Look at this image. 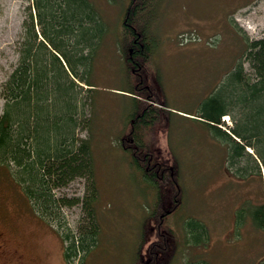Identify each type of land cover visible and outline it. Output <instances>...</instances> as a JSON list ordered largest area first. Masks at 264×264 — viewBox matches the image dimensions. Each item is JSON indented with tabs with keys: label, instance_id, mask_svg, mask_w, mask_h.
Instances as JSON below:
<instances>
[{
	"label": "rangeland",
	"instance_id": "rangeland-1",
	"mask_svg": "<svg viewBox=\"0 0 264 264\" xmlns=\"http://www.w3.org/2000/svg\"><path fill=\"white\" fill-rule=\"evenodd\" d=\"M91 1L105 27L86 72L92 85L82 91L84 122L76 134L89 138L92 177L77 176L56 190L67 201L59 223L39 211L0 163V264H142L156 242L165 264H264V230L253 213L264 201L258 167L235 164L233 141L198 116L241 61L251 70L246 38L264 36V0H143L139 13L150 19L153 46L147 76L164 107L142 143L178 167L182 190L167 216L170 186L149 180L122 144L139 109L125 91L139 79L128 66L123 30L130 0ZM31 10L32 0H0V114ZM222 125L230 130V123ZM90 219L94 241L69 261L62 233L79 235Z\"/></svg>",
	"mask_w": 264,
	"mask_h": 264
},
{
	"label": "trees",
	"instance_id": "trees-1",
	"mask_svg": "<svg viewBox=\"0 0 264 264\" xmlns=\"http://www.w3.org/2000/svg\"><path fill=\"white\" fill-rule=\"evenodd\" d=\"M137 2L132 0L124 19L126 33L137 40L134 56H128V66L135 74L147 67L151 51L147 43L141 47L140 41L145 37L140 39L135 32V23L140 24L139 17H145L143 12L139 13L144 7L143 0ZM34 6L38 10V23H34L30 11L19 63L3 84L0 163L22 183L28 198L43 215L62 223L60 210L67 201L57 197L56 190L77 176L92 177L89 138H80L76 132L84 122L83 83H88L86 72L102 41L105 25L91 0H36ZM246 41V61L251 70L245 71V61H241L225 88L205 100L198 116L212 126L222 124L223 115H232L237 122L235 129L230 127L231 132L216 129L233 141L235 164L249 161L258 166L264 162V37ZM128 91L156 99L158 89L139 79ZM136 103L141 112L135 115L136 124L131 125L122 144L149 180L159 187L170 186L174 203L165 208L167 213L162 211V216H167L180 205L179 171L175 164L156 158L142 143L143 134L149 131L153 118L160 117V110L148 102ZM248 146L254 149L256 158ZM253 213L257 225L264 230L263 201ZM161 214L160 211L157 215L159 234L164 222ZM88 223L79 235L71 231L62 233L69 261L85 253L93 243L92 220ZM156 245L157 242L151 245L150 261L145 259L142 264L166 263L167 258L158 261Z\"/></svg>",
	"mask_w": 264,
	"mask_h": 264
},
{
	"label": "bare ground",
	"instance_id": "bare-ground-1",
	"mask_svg": "<svg viewBox=\"0 0 264 264\" xmlns=\"http://www.w3.org/2000/svg\"><path fill=\"white\" fill-rule=\"evenodd\" d=\"M135 1H138V2H141V0H135ZM35 2H36V0H32V9H33V11L31 10V12L33 13V15H34V23L35 24H37L38 23V16H37V13H38V10L36 9V7L34 6L35 5ZM131 2H132V0H130V2H129V5L131 4ZM137 2V3H138ZM128 5V6H129ZM137 7H139V6H137ZM31 9V8H30ZM143 15H144V13H143ZM29 16H30V14H29ZM142 16V15H141ZM137 18V17H136ZM139 20H140V24H138L137 22L135 23V26H139V28H136L134 25V28H135V32L138 34V37H140V39L142 38V37H145V39H144V41H140V45H141V47H143V45H145V43H147L148 45H150L151 47H153L152 46V43L150 42V37H149V33H148V29H147V26L149 25V22H145V20H147V21H150V19H148L147 17H146V15H145V17L142 19V18H140L139 17ZM234 21V20H233ZM39 29V28H38ZM124 31H125V28L123 29ZM126 32V31H125ZM124 36H125V40H126V45H127V52H128V56H131V57H133L134 56V47H135V45L137 44V40H135L134 39V37L133 36H131V34H128V33H126V34H124ZM262 37H264V36H261V37H259V38H257V39H260V38H262ZM42 39V38H41ZM254 40V39H253ZM247 49V48H246ZM247 51V50H246ZM152 52H153V49L151 48V51H150V56H149V60H150V57H151V54H152ZM149 60H148V62H149ZM239 65H240V63L237 65V67H239ZM243 69L246 71V70H248L244 65H243ZM236 71V69L234 70V72ZM233 72V73H234ZM232 73V74H233ZM147 74H149L148 73V69H147V67L146 68H144V70H142L141 68L139 69V71H138V73H137V75L139 76V79H145L146 80V82L147 83H149V81H148V76H147ZM139 79L137 80V83L139 82ZM85 84H86V88H88L89 90L91 89V85L92 84H88V83H86V82H84L83 83V86L85 87ZM126 91V93H128V94H130V95H132V96H134V98L136 99V101L138 100L139 101V103L141 104V103H145V102H148V103H150V104H152V105H154L155 107H157L159 110H160V113H159V116L160 117H158V118H153V120L150 122V124H151V126H150V128H149V131L148 132H151L152 131V127H154L156 124H157V122L159 121V119L161 118V114H162V112H163V99L157 94L156 95V99H148V97H146L144 94H141V93H134V92H129L128 90H125ZM155 95V94H154ZM138 111H139V113L141 112V109H138ZM222 120L224 121V122H226V123H230L231 124V126L230 127H232L233 129H235V127L237 126V122L234 120V118L232 117V115H230V114H225V115H223L222 116ZM214 125H212V127H221L223 130H225V131H228V132H231L230 130H226V129H224L225 128V126L224 125H222L221 123H219V124H217V123H213ZM215 125H218V126H215ZM247 149L249 150V151H252L253 150V148H251L250 146H248L247 147ZM258 167V171H257V173L258 174H260V175H264V162H259V165L257 166ZM176 168H177V170H178V167L176 166ZM179 171V170H178ZM166 173H169L168 171H166Z\"/></svg>",
	"mask_w": 264,
	"mask_h": 264
},
{
	"label": "flooded vegetation",
	"instance_id": "flooded-vegetation-1",
	"mask_svg": "<svg viewBox=\"0 0 264 264\" xmlns=\"http://www.w3.org/2000/svg\"><path fill=\"white\" fill-rule=\"evenodd\" d=\"M262 176V175H261ZM262 183H263V185H264V178H262ZM263 188H264V186H263ZM263 193H264V189H263ZM264 202V201H263Z\"/></svg>",
	"mask_w": 264,
	"mask_h": 264
}]
</instances>
